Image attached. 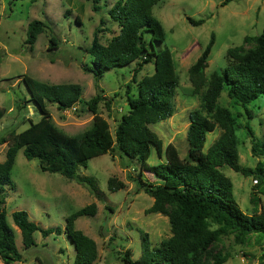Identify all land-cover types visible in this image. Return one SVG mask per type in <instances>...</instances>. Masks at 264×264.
I'll return each mask as SVG.
<instances>
[{
  "label": "rangeland",
  "instance_id": "1",
  "mask_svg": "<svg viewBox=\"0 0 264 264\" xmlns=\"http://www.w3.org/2000/svg\"><path fill=\"white\" fill-rule=\"evenodd\" d=\"M116 0H17L9 3L0 0V107L5 108L0 118V136L10 130L21 131L29 121H38L40 113L29 100L22 75L31 76L47 83H77L82 87L81 97L88 100L99 89L110 100L98 105V113L104 117L113 133L122 113L127 110L126 91L136 92L132 81V63L104 71L95 79L84 67L90 65L91 57L85 51L96 29L97 38L106 44L118 32L108 9ZM161 0L152 9L165 31V40L154 49L167 47L174 61L178 84L172 98L173 114L150 127L162 139L163 146L173 143L181 156L187 151L186 130L189 112L199 105V98L191 92L188 68L197 59L211 34L214 43L207 60L205 75L219 71L226 65V51L230 47L243 44L246 35H259L264 27V0ZM97 5L98 10L92 6ZM78 17L79 23H76ZM204 19L199 25L188 19ZM38 20L44 23L42 32L30 46L25 42L28 23ZM102 21V23H101ZM54 37L56 44H52ZM254 42L244 46H253ZM149 49H151L148 46ZM154 70L152 63L144 64L135 78L139 80ZM218 104L229 108L240 124L236 129L238 138L239 163L253 167L261 156H253L251 138L244 128L249 121L258 138L264 140V97H258L247 105L251 118L247 119L244 107L230 99L222 90ZM22 107L19 108L18 106ZM82 104L68 110H59L56 104L47 103V108L55 126L68 135H77L88 129L92 117ZM219 128L207 134L204 150L219 135ZM7 144H0V162L5 158ZM152 149L149 164L164 161ZM221 171L233 184V195L239 208L245 214H252L254 204L250 201L253 192L264 204V184L254 186L253 175L244 176L228 166ZM146 183H156L151 172L140 171V163L119 155L116 148L94 157L87 167H80L78 174L93 177L97 192L87 186L69 180L59 173L42 171L37 159H26L22 149L18 150L10 177L14 188L6 186V220L15 231V243L22 255L14 264H73L74 247L65 233H51L43 236L39 230L33 234L35 244L25 248L19 229L14 225L11 212L25 210L29 219L42 228L63 227L65 218L79 208L94 202L97 211L93 216H80L75 227L91 237L97 244L98 258L94 264H125V252L132 259L141 254L142 235L147 234L151 249L164 248L170 237L168 217L161 213L145 214L153 198L139 186L138 177ZM115 177L124 182L117 191L108 190V179ZM257 179V178H256ZM215 248L229 254L223 264H259V256L264 252V233L251 232L245 235L243 243H236L234 235L222 236Z\"/></svg>",
  "mask_w": 264,
  "mask_h": 264
},
{
  "label": "trees",
  "instance_id": "2",
  "mask_svg": "<svg viewBox=\"0 0 264 264\" xmlns=\"http://www.w3.org/2000/svg\"><path fill=\"white\" fill-rule=\"evenodd\" d=\"M15 1L8 0L9 3ZM97 1L93 0V3ZM160 1L116 0L108 9V15L117 24L118 32L102 44L96 29L91 43L85 48L91 61L84 68L95 79L112 68L136 65L132 77L136 92L130 95L128 86L127 110L121 114L113 133L108 121L98 113L100 102L107 107L110 105L111 99L106 98L103 89L83 100L82 87L77 83L50 84L22 75L28 101L39 111L40 118L35 122L30 120L21 131L10 130L0 136V144H7L5 158L0 162V260L4 264H14L22 259L15 243L14 228L6 220L5 196L2 194L6 186L14 188L10 172L20 149L26 159H37L42 171L59 173L93 192L98 190L96 180L78 174V169L86 168L89 160L114 148L120 156L137 160L140 171L153 174L156 183H146L141 173L137 179L144 192L153 198L144 213L166 215L171 235L166 246L159 249H151L147 234L142 235L140 256L132 259L127 250L123 257L125 264H223L229 254L215 248L222 236L233 234L236 243H243L248 233H264V204L257 207L259 198L253 192L250 201L255 206L254 211L245 214L235 201L232 181L221 171L222 166H228L244 176H255L259 184L254 186L264 184V140L255 135L246 121L244 128L251 138L252 155L261 156V159L253 167L240 164L236 129L241 126L229 108L218 104L225 89L230 99L244 107L247 119H250L247 105L264 97V27L259 35H246L243 44L228 48L226 65L213 71L209 78L205 69L214 43L213 34L189 66L191 92L198 96L199 105L189 112L185 136L187 151L181 156L173 143L163 146L162 139L150 127L173 114L172 98L178 84L170 50L167 47L154 49V44L159 47L165 40L164 28L152 13L154 5ZM228 1L224 0L222 4ZM92 9L99 7L94 4ZM188 21L199 25L204 19L189 18ZM76 23H79L78 17ZM43 27L41 21H30L25 42L32 46ZM51 42L56 44L54 37ZM248 42H254V45L246 48L244 44ZM148 63L153 64V72L136 80L138 71ZM47 103L56 104L62 111L82 104L80 111L85 106L93 115L90 127L77 135L66 134L53 123ZM4 113L5 108L0 107V118ZM216 128L220 130L219 135L204 150L207 134ZM152 149L159 158L163 153L165 160L149 164ZM107 184L111 192L124 187V182L115 177H110ZM96 211V204L89 203L68 215L63 227L42 228L31 221L23 209L12 211L11 218L20 231L25 248L35 244L33 234L36 230L43 236L65 233L74 247L73 264H94L98 258L97 244L75 227V220L80 216H93ZM258 259L259 264H264V252Z\"/></svg>",
  "mask_w": 264,
  "mask_h": 264
},
{
  "label": "built area",
  "instance_id": "3",
  "mask_svg": "<svg viewBox=\"0 0 264 264\" xmlns=\"http://www.w3.org/2000/svg\"><path fill=\"white\" fill-rule=\"evenodd\" d=\"M75 107H73V109H74ZM255 183H257V179L255 178L254 180H253Z\"/></svg>",
  "mask_w": 264,
  "mask_h": 264
},
{
  "label": "crops",
  "instance_id": "4",
  "mask_svg": "<svg viewBox=\"0 0 264 264\" xmlns=\"http://www.w3.org/2000/svg\"><path fill=\"white\" fill-rule=\"evenodd\" d=\"M0 264H4V263L0 260Z\"/></svg>",
  "mask_w": 264,
  "mask_h": 264
}]
</instances>
